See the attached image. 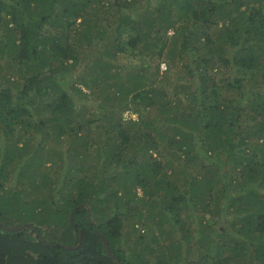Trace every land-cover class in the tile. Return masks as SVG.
<instances>
[{"label":"trees","instance_id":"16d2710c","mask_svg":"<svg viewBox=\"0 0 264 264\" xmlns=\"http://www.w3.org/2000/svg\"><path fill=\"white\" fill-rule=\"evenodd\" d=\"M114 13L121 15L117 39L105 45L108 59L95 57L77 81L79 53L108 37L104 23L109 26ZM126 32L131 35L122 38ZM162 35L182 41L183 53L189 49L187 74L167 89L145 74L152 68L145 63L140 74H112L117 52L145 58ZM2 45L0 130L11 140L12 127H32L23 120L10 126L12 118L53 107L46 137L60 148L62 172L55 181L46 173L34 176L33 166L47 157L40 144L29 146L27 134L21 146V135L12 145L16 152L0 156V208L19 210L18 221L27 220L0 221V264H116L103 238L120 264H264V63L256 67L264 55V0H0ZM174 55L167 57L175 61ZM250 70L261 78L248 81ZM52 89L58 100L50 99ZM98 93L99 102L78 109ZM150 109L160 115L146 116ZM127 110L138 119L123 121ZM71 155L80 162L76 168L66 161ZM25 156L32 163L12 169L18 180L6 190L8 161ZM190 225L197 227L194 236ZM55 227L63 238L43 236ZM177 234L191 243L186 252L197 256L193 261L183 262V252L168 258L180 247L171 239Z\"/></svg>","mask_w":264,"mask_h":264},{"label":"rangeland","instance_id":"374dc122","mask_svg":"<svg viewBox=\"0 0 264 264\" xmlns=\"http://www.w3.org/2000/svg\"><path fill=\"white\" fill-rule=\"evenodd\" d=\"M243 1H245V0H243ZM112 5H113V2H112ZM153 5H157V3H154ZM105 7H106V9H103V10L107 11L108 10V4L105 5ZM109 7L111 8L109 10L111 12L112 7L111 6H109ZM143 10H145V7H141L140 8V12L141 13L143 12ZM136 11H139V9L136 10ZM137 13H139V12H137ZM114 14H115L114 19H113L112 23L109 26L106 23H104V25H106L105 28L108 27V37L106 39H104V41H102L100 39H97L94 42V45H96V47L93 50L92 49L88 50V48L85 47L86 49H84L83 52L81 51L82 53L81 52L79 53V63L76 66V71L74 72V74H73V72H70V74H73V76H75L74 78L77 77V81H79L80 76H82L86 72V68L91 66V60H93L95 57L108 59V57H106L104 55V51L106 50L105 45H106V43L108 41H113L114 39H117V35L118 34H116V33L113 34V31H115L116 28H117V24L119 23V19H120L119 16L121 15V13H114ZM133 17H135V16H133ZM101 18H103V20H104V16L101 15ZM187 18L189 20V26L191 27V21H190L189 17H187ZM186 23H188V22L187 21L186 22H180L178 24V26H185ZM44 28H45V26H44ZM220 29H221V24H219V26L215 27L214 30H213L216 38L218 37V32H219ZM45 30H46V28H45ZM125 31H128V30H125ZM126 33H128V34H126ZM126 33L122 35V38H127L129 36V34L131 35V32L130 33L126 32ZM132 35H133V33H132ZM173 35H174V30H169L168 33H167V37L171 38ZM165 41H168L167 48H166L165 52L163 53L162 57L159 58V56L156 54V52L158 53V51H159L158 48ZM203 41H204V39H201L200 43L203 42ZM151 43L152 44H156V45H155V47H151L150 48V54L148 56H146L145 58H143L141 55H139V56H131L127 52H123V51L117 52L116 53V58H114V60H112V63L114 65V67H115L114 70L112 71V74H114L115 71H118V72H120V74L122 75L123 78H126L130 74H132V75L140 74V73H142V71H141L142 70L141 63H145L147 66L151 65V67H152L151 70L147 71L145 74L149 78H151V80H152V78L153 79L155 78V81H156L155 85L160 86L161 89H167L168 87H167L166 83H170L172 81H175L179 77L180 74H182V75L187 74V71H186V69H185V67L183 65L185 63H187V61H188L189 49L187 48V50H185L184 53L182 52L183 51V49L181 47L182 41L179 40V42L173 43V42L169 41V39H167L164 35H162V37H160L158 42L151 41ZM194 43L195 42H191V44H193V45H194ZM126 44L127 43H125V45ZM121 47H122V45L120 44V48ZM1 48H3V45L0 46V49ZM173 52L175 53V55H174V57H172V59H176V60L175 61H170L167 56L171 55V53H173ZM194 55H195V57L198 55L196 51H194ZM260 55H262V54H260ZM182 56L184 58H183L182 62H180V58ZM260 57H261L260 58L261 61H257L258 64H257L256 67H259L261 64L264 63V55H262ZM254 62H256V60ZM158 66L160 67L159 68V74L157 76H154L153 74H154V72L156 70H158V69H156ZM164 66L167 67V70H165V71H164ZM170 68L172 69V72H171L170 76H168L166 78L168 69H170ZM192 68H194V66H192ZM23 69H25V67ZM89 70L91 71V69L89 68L87 70V72H89ZM250 71H253V72L250 73L247 76V80L248 81L249 80H253V79L258 80V79L261 78V77H258V75L260 74V72L258 70H250ZM163 77H165V78H163ZM17 80L19 81V79H17ZM163 80H168L169 82H160V83H158V81H163ZM64 81H65V79H63L62 77H59V82L60 83L63 84ZM110 81L112 82L113 80L109 79V82ZM64 87H65V85H64ZM56 89H54V90L52 89L51 90L50 96H49L50 99L51 98L56 99V100L59 99L58 98L59 95L56 93ZM65 90L69 93L70 99H73L75 101L74 93H71L68 90V86L65 87ZM87 100H90V99H87ZM99 101H100V96L98 94L96 97L92 98L90 101H85V100H83L82 102L80 101L79 104H81V105H78V103H77V105H78L77 107L79 109L80 106H82L83 104H87L88 105V104H90V102H99ZM26 102H28V98H27ZM46 105H47V100H46ZM246 106H247V113H249V111H252L251 107H248V105H246ZM51 109H53V107H51L49 109L46 107L45 109H43L44 111L41 112L43 114H41V115L37 114L33 118H27L26 115H23L21 113L19 114L18 117L12 118L14 120H12L13 122L10 123V126L12 124H19L23 120V121H28V122L32 123V127L31 128H26L25 126H22L23 123L20 124L18 127H12L13 130L11 129V131L9 133V136L13 138V139L11 138V140H5V133H4V130L1 128V130H0V137H1L0 140H1V143H3L2 144L3 148H0V156H1L2 159H4L6 157V154L9 153L8 149H11V153L16 152V150L14 148L12 149V145L15 144L16 142H18L17 141L18 140V136L21 135V139L18 142L19 143L18 146H21L23 144V142H24L22 134H27V135L31 136V145H29V146L35 145L37 143L40 144L44 148V152H42V155L44 154V157H47V160L43 163V165L33 166V170L35 172L34 176L35 175L36 176H41L44 173H46L47 174L46 176H51V179L55 181V180H58L60 178V174L62 172V168H61L62 160H61V157L58 156V154L60 153V152L58 153V151H60V148L57 147L55 138L54 137H46V132L48 131V129L55 122V121H52L53 118H52V116L50 114V110ZM144 114L146 116L150 117V118L156 119V117H158L160 115V111H159V109L158 110L150 109L149 112L145 111ZM42 122L46 123L45 126L42 128V131L41 132L35 131L34 130L35 129V125L38 126ZM22 129H24L23 132H21ZM68 145H69V143H66V147ZM65 148H63V149H65ZM71 148H73V146L67 147V150H70ZM163 148L164 149L166 148L165 144L163 145ZM130 151L132 152V150H130ZM25 152H27V149L24 150V153ZM50 153H57V156L56 157H51ZM153 157H158V154L154 155ZM6 159H7V157H6ZM34 159L37 161L36 157H34ZM48 159H51V160H48ZM70 160H71V163L70 162L69 163L72 166H74L75 168L77 167V164L80 163V162L76 161V158L73 155H71L70 157H68L66 159V161H70ZM30 161H31V158L27 159L26 156L23 157V158L15 157L11 161H8L9 165H7V167H6V168H8L7 169L8 173L11 172L12 169H14L15 167H16V170L17 169L21 170V168L24 167L25 164L27 165V163H29ZM30 163H32V161ZM81 166H82V164H81ZM67 172L65 171V174H68ZM163 172H165V171H162L161 173H163ZM17 175H18L17 172L15 174H13V172H11L10 177H9L11 181L6 183V187H5L6 190L15 186V182H16V180H18L17 179ZM159 179H161V177ZM50 182H52V181H50ZM60 182H63V181L59 180V183ZM56 185H57V183H53V187L56 186ZM137 192L139 193V195H142V193H143V191L141 189L137 190ZM77 194H78V192H77V190H75L69 196V198L72 201H74V199L76 198ZM161 199H162L161 197H159L158 199L156 197V199H154L153 201L154 202L158 201L159 203H161ZM82 206H84V204H80L79 205V207H82ZM140 207L142 208L143 204H141ZM40 210L44 211L43 208H41ZM158 211L160 212V210H158ZM18 212H19V210H15V209L14 210H6V209H3V208H0V215H1L0 216V221L6 222V220H7L9 222L12 221L14 223L18 222L19 224L21 222L27 221V220L18 221V216H17ZM21 212L25 213V211H21ZM89 216H90V213H89ZM52 219L56 220L55 218H52ZM35 221H39V219H36ZM26 225H28V224L27 223L23 224V225H21L20 228H24V227H26ZM190 226H191V228H190L191 229V234L194 236V231L197 229V227L194 228V226H192V225H190ZM171 227H173V225ZM229 228H230V226H229ZM55 229H56V227H55ZM153 229L154 230L157 229V227L154 224H153ZM158 233L159 232L156 233L157 241H159L158 240L159 239L158 238L159 237ZM64 234H65L64 230H60V229L54 230L52 228L49 231L45 232L43 234V236H45L47 239L53 240L54 238H63L61 236L64 235ZM148 236L149 237L146 240L147 244L151 240H153L152 234L148 235ZM166 236L167 235L164 234V236H162V239L164 237H166ZM195 238H196V240H199L200 239V235L196 233ZM171 239L180 240V242H179L180 247L177 248V249H173V250L168 251L167 252V254L169 255L168 258H170V256L173 257L176 254H180L181 255V252H183V256H184L183 257L184 259L182 258L183 262H185V261L186 262L193 261L197 257L195 255H193V257H192V255H190L189 253L186 252L188 247L190 248L191 243L188 242V241L186 242L185 240L181 239V235L180 234H177L176 236L171 235ZM205 242H206V244H205L206 247H211L210 246L211 242H210L209 239H207ZM153 248L157 249L158 246L157 245H153ZM193 249H197V248H193Z\"/></svg>","mask_w":264,"mask_h":264},{"label":"clouds","instance_id":"9594fccd","mask_svg":"<svg viewBox=\"0 0 264 264\" xmlns=\"http://www.w3.org/2000/svg\"><path fill=\"white\" fill-rule=\"evenodd\" d=\"M162 68V67H161ZM165 70H167V67L166 66H164V71ZM163 71V70H162ZM83 90L84 91H86V89H84L83 88ZM99 94V93H98ZM97 94V95H98ZM96 95V96H97ZM96 96H94V97H96ZM99 96L101 97V95L99 94ZM93 97V98H94ZM83 101V100H82ZM81 101V102H82ZM84 106H86V107H89V104L87 105V104H83L81 107H84ZM136 113V112H135ZM133 111H129V110H127V111H125V114H124V120L123 121H130V120H133V121H136L137 119H138V115L137 114H135ZM154 155H157V153L156 154H154ZM139 190V189H138Z\"/></svg>","mask_w":264,"mask_h":264},{"label":"water","instance_id":"95a60500","mask_svg":"<svg viewBox=\"0 0 264 264\" xmlns=\"http://www.w3.org/2000/svg\"><path fill=\"white\" fill-rule=\"evenodd\" d=\"M105 244H106V249H107V253L109 254V256L115 261L116 264H120L119 261L115 258V256L112 254L111 250H110V247H109V242L103 238ZM80 241H81V235H80ZM80 245V243H79ZM68 247V246H67Z\"/></svg>","mask_w":264,"mask_h":264}]
</instances>
